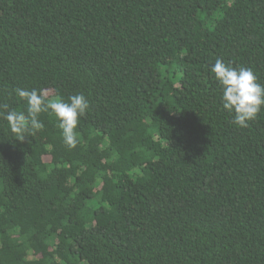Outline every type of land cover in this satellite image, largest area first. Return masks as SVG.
<instances>
[{
  "label": "trees",
  "instance_id": "trees-1",
  "mask_svg": "<svg viewBox=\"0 0 264 264\" xmlns=\"http://www.w3.org/2000/svg\"><path fill=\"white\" fill-rule=\"evenodd\" d=\"M217 59L264 84V0H0V264H264V110L231 123ZM7 105V109L3 106Z\"/></svg>",
  "mask_w": 264,
  "mask_h": 264
},
{
  "label": "clouds",
  "instance_id": "clouds-1",
  "mask_svg": "<svg viewBox=\"0 0 264 264\" xmlns=\"http://www.w3.org/2000/svg\"><path fill=\"white\" fill-rule=\"evenodd\" d=\"M211 72L221 87L222 107L232 114L231 123L240 129L248 128L264 110V84L258 82L251 68L233 67L225 64L223 59L215 61ZM14 92L18 101L26 105V112L0 110V118L7 122L19 140H23L24 134L30 130L43 129L44 124L38 117L41 113L50 112L59 121L58 127L66 147H77L79 119L90 109V102L83 94L71 95L67 99L60 95L46 99L36 89L17 87ZM3 109H7V105Z\"/></svg>",
  "mask_w": 264,
  "mask_h": 264
}]
</instances>
